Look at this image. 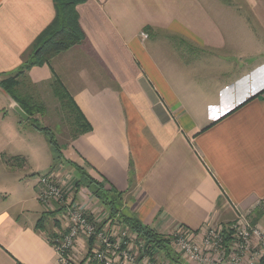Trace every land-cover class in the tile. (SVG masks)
Listing matches in <instances>:
<instances>
[{"label":"crops","instance_id":"obj_1","mask_svg":"<svg viewBox=\"0 0 264 264\" xmlns=\"http://www.w3.org/2000/svg\"><path fill=\"white\" fill-rule=\"evenodd\" d=\"M76 12L85 42L27 72L34 88L56 76L91 127L68 140L64 161L122 193L125 209L160 234L200 235L232 221V209L251 220L260 210V224L264 0H87ZM54 17L52 0H0V79ZM14 104L0 89V264H57L51 238L66 222L55 202L38 200L41 144ZM67 167L75 171L54 167L66 196L102 222ZM83 245L74 259L86 264Z\"/></svg>","mask_w":264,"mask_h":264},{"label":"built area","instance_id":"obj_2","mask_svg":"<svg viewBox=\"0 0 264 264\" xmlns=\"http://www.w3.org/2000/svg\"><path fill=\"white\" fill-rule=\"evenodd\" d=\"M38 185L39 202L49 208L55 202L66 222L65 231L51 238L57 264H73L81 249L79 239L83 249H90L84 257L86 264H155L148 256L141 257L142 245L134 233L111 221L99 227L100 222L87 213L85 202L74 197L67 200L54 174L39 177ZM261 205L264 208L263 202ZM232 210V221L207 228L200 235L181 227L173 230L168 239L174 252L185 264H264V225L251 223L248 215Z\"/></svg>","mask_w":264,"mask_h":264},{"label":"trees","instance_id":"obj_3","mask_svg":"<svg viewBox=\"0 0 264 264\" xmlns=\"http://www.w3.org/2000/svg\"><path fill=\"white\" fill-rule=\"evenodd\" d=\"M55 10V17L52 23L43 30L32 42L27 51L23 54L22 63L19 68L11 75L3 76L0 79V89L27 115L30 127L41 133L46 139L53 158L51 169L58 164L69 165L77 173V179L73 183L74 191L77 193L81 188L87 190L92 198L97 200L98 204L106 212V219L100 222L102 227L104 222L111 221L112 224L125 228L127 231L137 236L138 242H141L140 255L148 256L152 261L157 255H160L163 262L161 264H185V262L174 252L168 235L160 234L154 229L142 224L136 216L124 207V195L116 191H106L104 186L98 180L92 178L86 170L78 165L64 161L61 155V148L57 144L53 133L46 127L39 124L34 115L43 116L44 105H38L34 98L27 93L21 92L22 80L27 72L33 67L49 65L51 59L72 47L83 44L86 37L79 25L76 7L87 0H52ZM150 30L149 28L145 29ZM34 88V85L28 83ZM51 92L57 100L59 113L64 114L66 120H70L73 125V138L87 133L91 130L76 104L68 94L60 80L55 76L50 84ZM46 111V110H45ZM16 158L10 159L8 164L14 165ZM61 160V161H60ZM59 161V162H58ZM22 162H25L22 159ZM62 209H60V212ZM54 212L50 213V215ZM253 215V214H252ZM262 212L256 210L251 223H256L261 217ZM43 225V218L39 219L36 227ZM186 229V228H185ZM92 240L89 241L91 246ZM90 249H88V252Z\"/></svg>","mask_w":264,"mask_h":264},{"label":"rangeland","instance_id":"obj_4","mask_svg":"<svg viewBox=\"0 0 264 264\" xmlns=\"http://www.w3.org/2000/svg\"><path fill=\"white\" fill-rule=\"evenodd\" d=\"M22 80H28V81H23V84L21 86V92L30 94L34 98V100H36L35 102L38 105H40V103H42L44 105L45 110H46V111L44 110L43 116L34 115L33 117L38 120V122L41 126L48 128L53 133L57 144L60 146V148L62 150V148H64L66 146V144L68 143V140L73 138L75 132L73 130L72 122L70 120H66L64 114L59 113L57 100L52 95L51 87H50V84L52 83V81L54 79L51 81V83L50 82H48V83L42 82L41 84L37 85L36 88H32L31 86L28 85V83H30L29 76H25ZM10 113H12V112H10ZM21 122H22V127L28 129V131H29V129L31 128L30 122L23 121V120H21ZM21 131L25 134H26V132H28V131L25 132L24 130H21ZM34 133H35V136L37 137V139L40 141L41 147H40V145H37L36 142L34 143V145L36 146L35 151L38 152V154L36 155L35 158L39 162V165H36L38 162L35 163V165L38 167V172L32 177L37 178L38 176H40V177L45 176L48 173H52V172L57 173L59 168H53L51 170L49 169V154H48V150H47L49 146L47 144V141H45V138L41 133H38V132H34ZM46 168H48L47 171H46ZM66 171L69 172V175H65L67 182L71 181L73 183V181H75L77 179L76 172L69 167H67ZM55 173H54V175H55ZM64 190H65V197L67 198V200H70L73 197V195H70V197L68 198L66 196L67 190L66 189H64ZM70 191H71L70 193H72V189ZM68 193H69V191L67 192V194ZM85 194H86V196H85V199H86L89 192H88V194H87V192H85ZM76 196H77V200H78L79 196L78 195H76ZM89 203H90V205H92L91 206L92 209H95L94 213L97 216V219H101L102 212H105V211L102 210L100 205H98V204L93 205V203H94L93 200L89 201ZM89 211L91 212V210H89ZM260 224L261 225L264 224V219H262L260 221ZM85 250H88L87 247L85 248ZM86 252L87 251H85V253ZM82 259H83V255L77 257V259L74 260L73 264H81L83 261ZM153 262L155 264H161L163 262V260H162L160 255H157L154 258Z\"/></svg>","mask_w":264,"mask_h":264},{"label":"water","instance_id":"obj_5","mask_svg":"<svg viewBox=\"0 0 264 264\" xmlns=\"http://www.w3.org/2000/svg\"><path fill=\"white\" fill-rule=\"evenodd\" d=\"M14 111L18 114V116L21 118V120L23 121H27L28 117L27 115L21 110V108L19 106H17L16 104H14Z\"/></svg>","mask_w":264,"mask_h":264}]
</instances>
